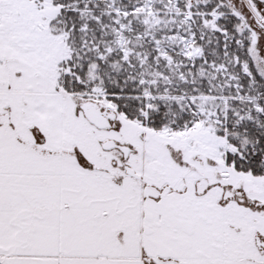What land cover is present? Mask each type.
I'll return each instance as SVG.
<instances>
[{
    "label": "snow or ice",
    "instance_id": "obj_1",
    "mask_svg": "<svg viewBox=\"0 0 264 264\" xmlns=\"http://www.w3.org/2000/svg\"><path fill=\"white\" fill-rule=\"evenodd\" d=\"M0 264H264V0H0Z\"/></svg>",
    "mask_w": 264,
    "mask_h": 264
}]
</instances>
